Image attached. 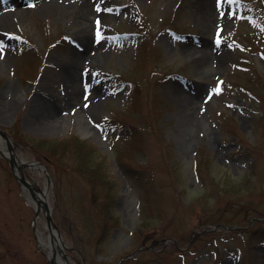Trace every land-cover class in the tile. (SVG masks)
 <instances>
[{"label":"rangeland","instance_id":"1","mask_svg":"<svg viewBox=\"0 0 264 264\" xmlns=\"http://www.w3.org/2000/svg\"><path fill=\"white\" fill-rule=\"evenodd\" d=\"M219 3L213 21L200 0H0V128L45 165L22 175L49 176L68 262L264 264V0ZM71 135L63 163L31 150ZM21 185L0 155V264H51ZM91 193L115 197L106 229Z\"/></svg>","mask_w":264,"mask_h":264},{"label":"bare ground","instance_id":"2","mask_svg":"<svg viewBox=\"0 0 264 264\" xmlns=\"http://www.w3.org/2000/svg\"><path fill=\"white\" fill-rule=\"evenodd\" d=\"M200 1L202 2L203 6H205L206 10L208 11V18L213 16V21H216L217 20L216 17H218L221 14L220 11L223 10V8L221 7V4L219 3L220 0H200ZM80 6L82 7V9H85L84 13L86 15L94 13V8L90 5L88 6L87 3L85 2L81 3ZM4 23H2V25ZM84 32L87 33V30H85ZM91 44H93L92 41H91ZM83 55L84 54L81 55V53H79L78 56H76V58H71L67 63L68 66L70 67L69 72L76 78L80 76V73H82V71L86 67L85 60H86L87 55L86 54L84 56ZM79 130L81 133L86 134L88 132V126L82 125L80 126ZM0 148L3 150L5 154H8L5 148V142L3 141L1 136H0ZM11 151L14 157L18 159V167L17 166L15 167V172L17 174H20V172L23 173L22 169L24 167H28L31 170H37V173L38 174L40 173V170H42V166L30 160L27 161L26 159L19 157L18 153L13 150V145L11 147ZM19 159L21 161H19ZM27 182L28 184H23L22 188L23 190L24 189L28 190V188H30L31 193H32V195L30 196V200L37 211V216H36V221H35V230H36V236H37L39 245L46 251L47 255L50 256L52 253H55L54 254L55 255L54 264H76V263L68 262L67 255L64 252V247L66 245L62 240V236L60 235L59 232H57L56 228L52 226L48 228L46 220L44 218L45 203H48L49 201L48 185L45 183L44 186L40 188V185L37 182H31L29 180H27Z\"/></svg>","mask_w":264,"mask_h":264},{"label":"trees","instance_id":"3","mask_svg":"<svg viewBox=\"0 0 264 264\" xmlns=\"http://www.w3.org/2000/svg\"><path fill=\"white\" fill-rule=\"evenodd\" d=\"M140 58V56L138 57ZM135 90V89H134ZM137 91V90H136ZM136 91L134 93H136ZM132 105L129 106L131 108ZM21 136V135H20ZM74 142L76 144H82L84 142L83 139H79L76 135H71L67 139L60 138L57 140H46L43 138L39 139H32L30 143L31 150L35 154L36 157L39 159L42 158L47 162H50L52 159L57 160V162H62V153L63 149L62 146L66 145V142ZM76 160V165L72 167L73 170L79 172L86 178V180L89 182V184L96 189L99 185L104 186L103 184H110L108 178L105 175V172L103 171L106 166L104 163L101 161V164L103 165V168L101 167L100 172L96 169H94V166H89V170H84L80 165L78 166V161L77 158L74 157ZM58 163V164H59ZM105 166V167H104ZM111 184H114V181H111ZM110 190V188H108ZM92 194V193H91ZM99 194H92V203L95 206L96 201L98 199ZM114 195L105 196V198H102L101 200L103 201H97L98 204L95 206V209L97 213H100L101 215V220L103 222V226L105 228L107 224V216L106 212H108L107 207L111 205V207L114 204ZM107 204V206H105ZM106 229V228H105ZM253 232H250V235H252Z\"/></svg>","mask_w":264,"mask_h":264},{"label":"water","instance_id":"4","mask_svg":"<svg viewBox=\"0 0 264 264\" xmlns=\"http://www.w3.org/2000/svg\"><path fill=\"white\" fill-rule=\"evenodd\" d=\"M0 136L2 137L3 141L5 142V148H6V151L8 152V154H5L3 152V150L0 148V155L7 158L10 167L14 170V168L16 166L18 167V159H16L14 157V155L12 154V151H11L12 145H11V142H10L9 135L7 134V132L5 130L0 128ZM19 161H21V160L19 159ZM35 163H37L40 166H42V168L45 170V172L47 174V169H46V167H45V165L43 163L38 162V161H36ZM15 176H16V178L18 179V181L20 183L28 184L27 180L23 177L21 172H20L19 175L15 174ZM48 182H49V176L47 175V183ZM28 189H29V196H31L32 195L31 190H30V188H28ZM44 216H45L48 228H50L52 226V227L57 229V226L54 223L53 218L51 216V207L47 203H45ZM57 232H58V229H57ZM54 254L55 253H52L50 256H48L51 264H54V256H55Z\"/></svg>","mask_w":264,"mask_h":264},{"label":"snow or ice","instance_id":"5","mask_svg":"<svg viewBox=\"0 0 264 264\" xmlns=\"http://www.w3.org/2000/svg\"><path fill=\"white\" fill-rule=\"evenodd\" d=\"M99 24H100V21H99V18L97 19V25H98V29H97V37L99 38L100 37V35H101V33H100V31H99ZM216 90H218V89H214V91H216Z\"/></svg>","mask_w":264,"mask_h":264}]
</instances>
